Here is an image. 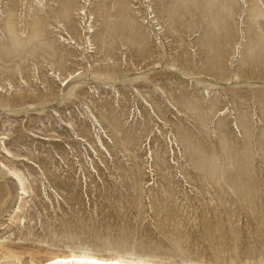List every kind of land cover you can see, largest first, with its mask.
<instances>
[{"label": "rangeland", "instance_id": "obj_1", "mask_svg": "<svg viewBox=\"0 0 264 264\" xmlns=\"http://www.w3.org/2000/svg\"><path fill=\"white\" fill-rule=\"evenodd\" d=\"M0 90V253L264 262V0H2Z\"/></svg>", "mask_w": 264, "mask_h": 264}, {"label": "bare ground", "instance_id": "obj_2", "mask_svg": "<svg viewBox=\"0 0 264 264\" xmlns=\"http://www.w3.org/2000/svg\"><path fill=\"white\" fill-rule=\"evenodd\" d=\"M1 1L2 0H0V5ZM84 14L86 13L84 12ZM0 138L7 139L8 137L6 135H3ZM5 150L7 156L11 157V151L8 148H5ZM0 170L6 171L7 174L21 186L22 192L19 193V195H21L22 197L20 199V203L17 206V209L13 213H11L12 215L10 216L11 226L21 224L26 220L22 212V209L26 206L25 197L30 196V192L25 185V177L21 170L5 163L1 164ZM8 227L9 226L4 228L6 229ZM0 246L4 247L1 242ZM23 253L6 247V251H2L0 253V264H3L4 262H6L5 264H24L21 261ZM43 256L33 254L31 260L27 262V264H207L202 261H185L183 259H153L142 254L123 253L121 251L109 254H101L90 249H70L67 251H59L57 249H54L50 250L46 254V256ZM258 264H264V262H260Z\"/></svg>", "mask_w": 264, "mask_h": 264}]
</instances>
